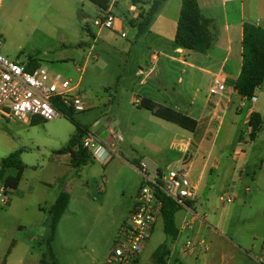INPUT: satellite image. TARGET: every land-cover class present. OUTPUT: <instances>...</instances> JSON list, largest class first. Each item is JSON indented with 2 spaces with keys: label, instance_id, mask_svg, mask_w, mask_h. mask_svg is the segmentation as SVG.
<instances>
[{
  "label": "rangeland",
  "instance_id": "1",
  "mask_svg": "<svg viewBox=\"0 0 264 264\" xmlns=\"http://www.w3.org/2000/svg\"><path fill=\"white\" fill-rule=\"evenodd\" d=\"M116 1L111 12L125 22L122 33L126 37L114 34V42L105 46L102 35L107 31L94 26L102 13L88 0H0L3 56L21 64L32 60L80 84L87 111L73 113V119L101 141H109L111 127L124 137L108 163L95 159L92 152L91 162L75 169L70 156L60 154L76 134V126L67 115L49 122L36 119L31 126L0 118V163L19 152L25 168L18 189L0 196V264H41L52 234L51 209L62 193L70 196V204L52 243L58 264H106L143 183L136 160L169 157L167 147L159 154L137 145L133 151L125 152L128 143L133 144L132 139L137 141L147 134L145 127L155 133L159 129L148 123L142 128L141 123H146L145 117L149 119L151 112L130 103L136 89L133 92L128 88L139 82L133 78L139 70L138 59L133 56L129 60L127 52L136 41V32L126 22V17L132 15L129 7L133 3ZM207 1L205 6V0H201L202 11L214 20L212 31L216 37L224 24V11L243 9L251 23L264 29V0ZM86 26L98 37V43ZM81 43L87 45L78 48ZM142 50L145 49L138 46L134 52L147 53ZM78 69L84 70L82 76ZM263 96L261 90L258 104L263 103ZM239 119L240 124L234 123V118L228 119V124L234 121L235 126L226 142L223 135L219 140V145L224 144L218 150L221 169L210 176L211 187L198 195L194 209L207 221L200 224L209 250L197 249L183 264H264V124L253 139L243 123L244 117ZM240 134L244 141L241 154L249 160L242 180V161L233 160ZM16 175L17 170L12 169L5 178ZM2 187L4 181L0 182V193ZM227 192L235 195L234 203L221 202L220 197ZM187 212L182 209L176 215L181 234L178 242L166 235L163 220H159L139 264H161L155 253L163 246L173 250V255L165 259L179 264L184 243L200 241L190 231H182L185 219L191 218Z\"/></svg>",
  "mask_w": 264,
  "mask_h": 264
},
{
  "label": "crops",
  "instance_id": "2",
  "mask_svg": "<svg viewBox=\"0 0 264 264\" xmlns=\"http://www.w3.org/2000/svg\"><path fill=\"white\" fill-rule=\"evenodd\" d=\"M154 1L132 0L133 4L129 7V12L132 14L130 18L137 19L140 13L147 11ZM198 1L202 11L201 0ZM110 3L109 12L118 2L110 0ZM207 5L208 1L205 0V6ZM181 8L182 0H167L150 25L149 31L140 38H136L134 45L132 44L131 48H128L129 60L135 56L139 64L137 65L139 70L133 76L134 79H139V82L132 83L133 86L128 89L133 92L136 89L130 102L132 105L135 106L137 99L142 104L146 100L151 101L190 117L196 121L197 127L194 132H190L163 121L148 111L151 117L149 119L145 117L146 123L142 122L141 126L144 128L148 126L147 123L151 124L159 129L158 133L145 127L147 134L137 141L132 139L133 144L129 142L125 152H130L132 147L137 145L143 146L147 152L159 154L164 152L167 147L169 157L166 160L157 161L151 157L141 158L136 160L140 167L137 168L133 165L132 167L137 168L138 172L142 163L159 172L191 168V181L197 187L199 195L204 190L210 189L212 183L209 179L210 176L221 169L222 160L218 157V150L221 151L224 144L220 143L219 145L220 137L223 135V142H226L235 126L234 123H241L240 117H244L243 123L248 126L249 130L251 129L249 127L250 118L253 113L260 114L263 121L264 98L262 104H258V99L256 102H250L235 90L243 66V26L245 23H251L244 10H234L233 13L224 11V24H222L215 45L208 53L201 54L187 51L175 45ZM206 9L209 10L207 7ZM207 18L212 19L211 17ZM114 27V31L106 30L107 32L102 35L103 45L109 46L114 42V34H121L122 37L125 22L116 19ZM134 31L136 32V30ZM98 40L96 37L94 42L98 43ZM138 46H142L145 49L142 51H147V53H135L134 50ZM92 49L94 46L91 47ZM38 65L40 66V64ZM216 83L224 84L225 91L212 96L210 88ZM261 90H264V85ZM138 109L147 112L142 108V105ZM232 118L235 122L228 124L230 123L227 122L228 119ZM249 135L251 137V134ZM237 140L240 145H236L237 154L234 155L233 160L237 163L242 161L243 169L240 172V180H242L243 170L247 167L249 160L241 154L244 152L240 148L244 145L243 134H240ZM161 166L165 169H161ZM235 172L236 169H234V174ZM197 200L191 204L193 214H196L194 209ZM192 212H187L191 218L185 220L193 218ZM200 223L202 222L198 221L197 227L188 230L198 240L206 239V232H201L203 228ZM180 235L179 233L178 239L174 242H178ZM169 249L173 255V250L170 247ZM183 262L184 260H181L179 264H183Z\"/></svg>",
  "mask_w": 264,
  "mask_h": 264
},
{
  "label": "built area",
  "instance_id": "3",
  "mask_svg": "<svg viewBox=\"0 0 264 264\" xmlns=\"http://www.w3.org/2000/svg\"><path fill=\"white\" fill-rule=\"evenodd\" d=\"M102 15L94 21L99 30L114 31L116 18L111 12L100 10ZM125 38L126 35L122 34ZM3 44L0 41V118L31 126L36 119L45 122L54 121L65 114L60 109L72 110L74 113L87 111V104L80 92V84L53 74L49 67L38 66L30 69L29 61L21 64L8 60L2 54ZM82 76L84 70L78 69ZM225 91V85L216 83L210 88V94L216 96ZM261 88L255 90L252 98L256 102ZM142 105L136 100L135 106ZM110 140L101 141L88 134L83 140L82 148L103 164L116 155L115 147L123 142V135L114 127L109 129ZM251 134V129L249 130ZM139 174L143 178L142 186L135 199L129 217L121 226L114 248L106 264H139L141 256L152 235L162 219L163 199L168 198L182 209L191 211V204L198 198L197 187L191 181V168L159 172L142 163ZM7 189L1 188L0 196L6 197ZM222 203L232 204L235 195L230 192L220 197ZM193 214V212H192ZM207 223L205 218L193 214L191 220H185L182 231L193 230L196 223ZM197 249L209 250V242L202 239L197 243L190 240L184 243L178 259L184 260L196 254ZM165 264H171L167 261Z\"/></svg>",
  "mask_w": 264,
  "mask_h": 264
},
{
  "label": "trees",
  "instance_id": "4",
  "mask_svg": "<svg viewBox=\"0 0 264 264\" xmlns=\"http://www.w3.org/2000/svg\"><path fill=\"white\" fill-rule=\"evenodd\" d=\"M96 5L100 10L108 11L110 0H88ZM167 0H155L147 11L140 13L137 19L126 17L127 24L136 30V38H140L149 31L150 25L159 13L160 9ZM214 20L203 15L198 0H182V8L177 26L175 45L187 51L206 54L216 43L217 37L213 34ZM86 31L90 34L91 30L86 26ZM93 38L96 37L92 34ZM85 43L77 45L78 48L84 47ZM243 66L239 79L236 82L235 90L243 97L250 99L254 96L257 88L264 85V29L260 26L245 23L243 26ZM30 69H35L39 65L32 60L29 61ZM142 108L151 112L155 117L175 124L180 128L194 132L197 123L193 119L172 109L159 106L151 101H144ZM75 124L76 134L71 139L67 148L62 150L60 154L69 155L71 166L79 169L91 162L92 155L82 148L81 141L88 136L87 129L79 125L72 117V110L60 109ZM261 115L253 113L250 118L249 127L251 128V137L256 138L257 134L263 127ZM83 142V141H82ZM79 147L77 150L76 148ZM15 169L17 175L15 177L8 176V171ZM24 166L20 160V153L16 152L4 159L0 163V182L4 181V187L7 192L17 190L24 174ZM164 208L162 211V220L164 223V231L173 241L179 236V229L176 225V215L182 210L175 202L168 198L163 199ZM70 204V196L62 193L57 202L51 209V229L52 234L46 243L47 252L41 264H58L52 243L54 242L58 224L68 209ZM171 256L168 246L161 247L156 253L157 262L164 264L165 258Z\"/></svg>",
  "mask_w": 264,
  "mask_h": 264
}]
</instances>
